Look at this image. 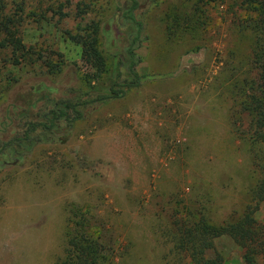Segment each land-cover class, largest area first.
<instances>
[{
    "label": "rangeland",
    "instance_id": "1",
    "mask_svg": "<svg viewBox=\"0 0 264 264\" xmlns=\"http://www.w3.org/2000/svg\"><path fill=\"white\" fill-rule=\"evenodd\" d=\"M138 1V71L160 77L99 103L126 79L128 0H26L24 12L22 0H0V16L19 17V36L43 58L14 64L11 50L0 49V264H56L73 205L106 249L102 264H190L174 245L185 212L223 225L253 204L258 176L233 131L230 90L249 68L252 37L239 25L248 14L239 0ZM92 23L107 63L99 78L81 56ZM87 92L93 102L78 107L84 120L41 125L27 143L18 140L33 123L49 124L42 111L86 101ZM255 217L264 224V203ZM216 252L226 264H246L229 235L208 256Z\"/></svg>",
    "mask_w": 264,
    "mask_h": 264
},
{
    "label": "trees",
    "instance_id": "2",
    "mask_svg": "<svg viewBox=\"0 0 264 264\" xmlns=\"http://www.w3.org/2000/svg\"><path fill=\"white\" fill-rule=\"evenodd\" d=\"M128 2L130 5L124 12L123 19L132 24L134 33L130 35L121 57L125 77L123 78L122 75L119 80L126 79L122 84H114L109 93L99 94L95 102L121 99L125 97L127 90L139 87L152 78L160 77L142 75L138 71L141 57L137 50L145 38L144 25L135 14L140 6L139 1L128 0ZM200 2L203 0H198V3ZM238 7L248 14L243 22H240V30L242 33H250L249 37L252 38L249 68L238 78L232 77L233 82L231 81L232 126L236 136L239 138L243 136L242 140L248 144L251 164L258 180L251 191L253 204L249 205L244 216L237 223L215 225L203 213L185 212V219L181 222L183 234L175 240L174 245L177 253H180L184 261L190 264H226L220 253L216 252L214 257L208 256L209 252L215 250L216 239L226 235L232 237L236 244L245 250L246 264H258V259L264 257V224H259L255 217L257 210L264 203V0H239ZM25 8L26 0H22L18 10L24 12ZM19 19L16 15L0 18V37H2L0 49L11 50L14 64L36 63L43 58L41 55L36 57L33 47L27 46L19 36ZM100 31L99 25L92 23L84 29L81 40L82 59L94 68L95 78H99L107 71V63L100 49ZM172 76L174 75L167 74L164 78ZM88 94L90 93L87 92L86 95ZM90 97L91 95H88L86 101L55 102L51 110H44L40 114V117L49 124L33 123L25 136L18 140L27 143L32 131L42 126L51 131L57 127L56 121L64 120L71 125L84 120L85 114L78 107L93 102L89 100ZM243 128L247 131H243ZM81 210L74 205L68 208L70 216L66 229L64 255L56 264H102L106 259L105 247L99 239L89 235L90 219Z\"/></svg>",
    "mask_w": 264,
    "mask_h": 264
}]
</instances>
